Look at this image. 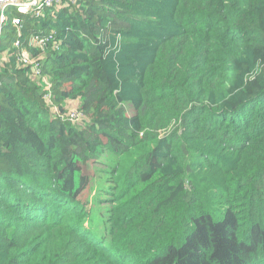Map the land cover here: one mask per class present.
Wrapping results in <instances>:
<instances>
[{"label": "trees", "instance_id": "trees-1", "mask_svg": "<svg viewBox=\"0 0 264 264\" xmlns=\"http://www.w3.org/2000/svg\"><path fill=\"white\" fill-rule=\"evenodd\" d=\"M0 264H264V0L9 9Z\"/></svg>", "mask_w": 264, "mask_h": 264}, {"label": "built area", "instance_id": "built-area-1", "mask_svg": "<svg viewBox=\"0 0 264 264\" xmlns=\"http://www.w3.org/2000/svg\"><path fill=\"white\" fill-rule=\"evenodd\" d=\"M65 0H0V40L2 36V31L5 23L7 22V11L9 9H14L19 14H32L35 17H40L44 9L50 8L52 6H59ZM12 24L16 27L17 32L20 33L21 22L17 18L11 20ZM46 39L35 36L30 40V45L34 47L43 48L45 46ZM16 47L19 46L17 42ZM19 63L23 67H30L34 70L35 75L39 74V65L37 60L29 57L27 52H21L19 57ZM76 115H73L72 118H75Z\"/></svg>", "mask_w": 264, "mask_h": 264}, {"label": "rangeland", "instance_id": "rangeland-1", "mask_svg": "<svg viewBox=\"0 0 264 264\" xmlns=\"http://www.w3.org/2000/svg\"><path fill=\"white\" fill-rule=\"evenodd\" d=\"M75 112V110L73 109V113ZM87 188H89L88 186H87ZM92 189V188H91ZM83 194V197H82V199L83 200H85L86 199V197H90L91 195H93V192H91V191H87V189L84 191V193H82Z\"/></svg>", "mask_w": 264, "mask_h": 264}]
</instances>
